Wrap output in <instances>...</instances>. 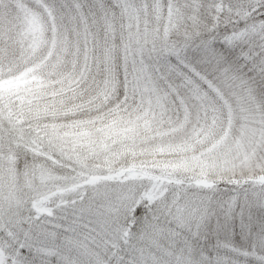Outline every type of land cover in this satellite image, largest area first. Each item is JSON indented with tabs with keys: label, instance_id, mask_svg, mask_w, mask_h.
Instances as JSON below:
<instances>
[{
	"label": "snow or ice",
	"instance_id": "obj_1",
	"mask_svg": "<svg viewBox=\"0 0 264 264\" xmlns=\"http://www.w3.org/2000/svg\"><path fill=\"white\" fill-rule=\"evenodd\" d=\"M0 264H264V0H0Z\"/></svg>",
	"mask_w": 264,
	"mask_h": 264
}]
</instances>
